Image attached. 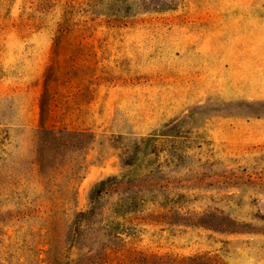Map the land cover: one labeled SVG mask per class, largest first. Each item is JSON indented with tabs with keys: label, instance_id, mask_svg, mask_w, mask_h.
Segmentation results:
<instances>
[{
	"label": "rangeland",
	"instance_id": "rangeland-1",
	"mask_svg": "<svg viewBox=\"0 0 264 264\" xmlns=\"http://www.w3.org/2000/svg\"><path fill=\"white\" fill-rule=\"evenodd\" d=\"M0 264H264V0H0Z\"/></svg>",
	"mask_w": 264,
	"mask_h": 264
},
{
	"label": "trees",
	"instance_id": "trees-1",
	"mask_svg": "<svg viewBox=\"0 0 264 264\" xmlns=\"http://www.w3.org/2000/svg\"><path fill=\"white\" fill-rule=\"evenodd\" d=\"M44 134L46 135V139L44 138L43 139V143L44 145H47V144H50V145H65L66 144V141H65V138H66V134L65 132H57L55 130H47V131H44ZM113 181V180H107V181H102L99 185H96L94 187V189L92 190L91 192V201H92V204L93 202H95V197L98 193L102 192L103 190L105 189H108L109 186H110V182ZM113 185H118L120 184L119 181H117V179H115V182H112ZM21 203H20V213L18 215H15L14 218H26V217H33V216H36L37 214L40 213V210L39 209H36L35 207H25L21 209ZM65 203H59V204H54L52 207H51V211L52 212H56V210H61V208H64L65 207ZM51 252V250H49L47 252V254H49Z\"/></svg>",
	"mask_w": 264,
	"mask_h": 264
},
{
	"label": "crops",
	"instance_id": "crops-1",
	"mask_svg": "<svg viewBox=\"0 0 264 264\" xmlns=\"http://www.w3.org/2000/svg\"><path fill=\"white\" fill-rule=\"evenodd\" d=\"M229 24H231V23H229ZM231 26V25H230ZM228 27V26H227ZM243 29H245V25H244V28Z\"/></svg>",
	"mask_w": 264,
	"mask_h": 264
}]
</instances>
